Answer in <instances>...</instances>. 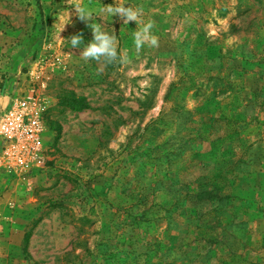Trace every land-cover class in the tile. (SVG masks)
Listing matches in <instances>:
<instances>
[{
    "label": "rangeland",
    "instance_id": "rangeland-1",
    "mask_svg": "<svg viewBox=\"0 0 264 264\" xmlns=\"http://www.w3.org/2000/svg\"><path fill=\"white\" fill-rule=\"evenodd\" d=\"M118 2L158 47L72 8L113 0H0V114L32 97L43 125L26 165L0 145V264H264V0ZM91 23L122 62L72 48Z\"/></svg>",
    "mask_w": 264,
    "mask_h": 264
},
{
    "label": "clouds",
    "instance_id": "clouds-1",
    "mask_svg": "<svg viewBox=\"0 0 264 264\" xmlns=\"http://www.w3.org/2000/svg\"><path fill=\"white\" fill-rule=\"evenodd\" d=\"M76 15L80 20L88 22L93 21V17L107 13L111 20L116 16L123 21L124 26H128L129 22H135L136 29L131 31L132 45L136 53H140L145 47H158V37L153 33L155 22L148 20L143 21V9L139 7H126L120 4L118 0H113L112 4L100 7H89L82 3H77L74 7ZM67 11V10H66ZM68 12V11H67ZM58 23L62 24V30L70 23L68 12L67 22L61 17ZM57 24V23H56ZM89 27L93 33V39L85 46V41L82 34L72 36L68 41L73 49H80V55L87 61H96L105 66L113 65L117 62H122L124 59L123 53L118 48L119 37L113 32L109 33L103 30L100 25H93ZM60 32V33H61ZM83 44V48L80 46Z\"/></svg>",
    "mask_w": 264,
    "mask_h": 264
},
{
    "label": "built area",
    "instance_id": "built-area-1",
    "mask_svg": "<svg viewBox=\"0 0 264 264\" xmlns=\"http://www.w3.org/2000/svg\"><path fill=\"white\" fill-rule=\"evenodd\" d=\"M32 101V97L15 98L12 106L0 114L1 151L5 150L4 156L18 165H26L40 150L43 125Z\"/></svg>",
    "mask_w": 264,
    "mask_h": 264
},
{
    "label": "trees",
    "instance_id": "trees-1",
    "mask_svg": "<svg viewBox=\"0 0 264 264\" xmlns=\"http://www.w3.org/2000/svg\"><path fill=\"white\" fill-rule=\"evenodd\" d=\"M221 191V189L219 188V191L214 190V191H205L203 193H200L199 195H197L196 197L198 198L199 201H216L218 193ZM200 242H204L206 243V239H204V237H201ZM189 247V245L187 246ZM192 260H188L185 263L182 264H191Z\"/></svg>",
    "mask_w": 264,
    "mask_h": 264
}]
</instances>
